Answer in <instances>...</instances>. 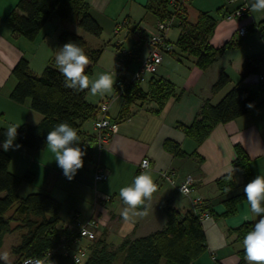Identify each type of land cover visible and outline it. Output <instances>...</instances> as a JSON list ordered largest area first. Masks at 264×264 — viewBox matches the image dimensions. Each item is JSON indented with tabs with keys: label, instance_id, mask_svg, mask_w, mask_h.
<instances>
[{
	"label": "crops",
	"instance_id": "1",
	"mask_svg": "<svg viewBox=\"0 0 264 264\" xmlns=\"http://www.w3.org/2000/svg\"><path fill=\"white\" fill-rule=\"evenodd\" d=\"M129 1L142 5L146 14H152L145 8L148 0ZM221 1L218 0L216 5L219 8L221 19L225 21H228L224 18L226 9L232 10L243 3L250 6L251 9V4L254 2V0H237L228 6L225 2L220 5ZM17 2L18 0H0V93H7L6 97L8 98L16 84V79L11 75L13 67L22 58L28 62L29 66L27 54L29 52L35 53L41 43L45 41L47 35L44 34L41 37V31L48 23L52 22V20L48 21L36 38L31 41L15 34L7 23L6 17L15 8ZM98 2L99 0H86L89 13L99 24L93 11L103 12L104 7L100 6ZM194 2L198 6V11L195 14L191 13V18L190 8ZM206 2L207 0L188 1L184 6V20L190 24H195L200 11L208 12L213 18L210 11L207 10L209 4L207 5ZM152 15L154 16L152 28L148 25L141 27L140 24L134 28L137 39L136 44L141 45V49H145V55L140 59L138 55L140 50L138 49L135 54L133 50L125 53L133 55L131 58L126 57V55L122 58L118 57V71L125 69L128 63L135 58L136 70L147 56L148 34L154 28L157 20V17L154 14ZM127 19L122 24L128 23L130 25L129 19ZM263 19L264 13L255 23L249 11L248 16L242 19L245 20V24L243 23L241 26L249 24L250 28L254 27L256 29L257 24ZM63 22L69 23L67 21ZM217 24L216 21V26ZM251 31L252 29L242 37H238L235 32L231 39L243 40L244 43L246 41L244 38ZM142 32H146L144 37ZM260 41L262 42L261 39ZM166 42L170 50L164 55L157 73L145 76L144 81L140 82L139 86L141 88V84L146 82L147 87L145 89L141 88L143 92H146L153 77L165 78L169 81L174 80L170 72V64H167V61L177 62V68L182 71L184 78L182 87L179 89L180 92H176L174 97L165 100L160 107L155 101H149L146 104L137 101L130 107V116L123 121H118L121 103L120 105H109L108 115L116 123V132L104 145V148L96 152V165L107 174L105 181L94 183V168L91 166H83L82 169L78 170L74 179L68 181L62 170L57 166L54 156L47 146L38 151L28 149L22 145L16 151L4 152L2 148L0 150L10 158L8 170L11 174L22 177L25 173H29L33 177L31 183L23 182L18 187L17 193L20 197L31 193H46L60 204V222L57 228L62 231V235L72 234L76 236L78 224L94 217L98 221L95 236L97 238L101 237L107 243L113 245L120 244L126 237L139 238L162 229L166 222L164 207L168 203L183 211L190 210L189 199L179 194L174 187L160 177V174L165 171H173L177 177L190 174L196 182L192 196L200 197L203 203L209 205L211 211L209 216L211 219L207 217L200 220L205 236L206 250L191 264H238L240 261L239 253L244 250L243 239H240L234 230L246 223L253 226L258 217L251 213L246 200L237 204L235 214L224 217L222 216L225 212L224 200L230 196L243 193L244 186L256 175H264V97L259 93L246 114L233 121L217 124L200 144L186 136L178 129V125H190L204 100L209 99L212 104H216L235 86L259 92V86H264V83L260 81V78H264V45L262 42L263 49L260 53L253 52V48L246 41L247 54L237 62L236 70L234 69L232 72L234 76H231L229 74L231 69L227 68L228 65L220 64V66L215 67L218 65L215 62L210 68L203 71L196 65V58L194 57L186 56L191 58V61H188V66L187 64L182 66V63L177 61L179 58L174 52V43H171L168 39H166ZM57 45L58 49L63 47L59 43ZM252 55H263L259 72L257 75H249L244 79H240L243 60L245 57ZM50 62L55 63V60L50 58L47 65ZM229 66L232 67L231 63H229ZM221 70L228 75L230 83L219 93L212 95L210 88ZM119 74L117 72V75ZM87 97L88 93L86 92V101L94 106L105 102L95 103L94 100ZM25 103L26 101L22 105H4L13 111L14 116L11 114L10 117L12 119L11 124L4 121L7 109L0 105V130H6L9 125L28 124L34 126L42 120V115L31 110L29 103L27 105ZM85 125L83 129L86 132L92 133L94 131L92 122L89 128H85ZM166 140L178 144L184 153L194 154L195 156L187 158L173 157L164 149ZM237 145L243 149L248 157L251 178L247 182L244 181L242 170L233 168L236 158L235 146ZM144 158H147L150 162V168L145 171L150 172L154 182L158 185V189L153 194L151 201L144 208L138 209L139 211H146L144 216L125 221L121 216V209L124 205L119 197V190L122 187L130 186L135 176L142 172L138 166ZM229 172L233 173L237 188L232 193L220 195V192L216 189L215 181ZM13 214L14 211L10 210L5 218H9ZM15 226V223H11L12 228H15ZM19 231L21 230L7 234L3 238L0 250L3 248L5 239ZM24 233L23 230L21 235ZM19 242L11 247L19 244ZM70 245L75 250L78 247L88 246L89 241L77 239ZM243 260L248 264L246 256ZM161 264H165V262L162 261Z\"/></svg>",
	"mask_w": 264,
	"mask_h": 264
},
{
	"label": "trees",
	"instance_id": "2",
	"mask_svg": "<svg viewBox=\"0 0 264 264\" xmlns=\"http://www.w3.org/2000/svg\"><path fill=\"white\" fill-rule=\"evenodd\" d=\"M169 0H148L145 8L148 12L161 19L169 13ZM58 18L77 25L85 33L98 37L102 29L88 11L86 0H18L15 8L6 17L7 23L17 35L27 40H34L43 26L50 20ZM216 27V21L208 12H200L195 24L182 20L178 26L179 34L174 46L187 56L196 58V65L203 71L210 68L218 55L226 48L236 44L231 39L221 48H214L210 39ZM256 32L264 45V19L256 26ZM57 42L62 46L68 42L77 43L85 49L84 39L69 31H61ZM91 63L86 68V74L92 73L93 65L98 61L101 50L85 53ZM263 55H252L244 58L241 65L240 79L249 75H257ZM11 75L16 84L9 94V99L17 104L29 101L30 109L42 115V120L34 126L22 124L17 129L18 136L14 143L31 150H42L46 145L47 133L61 122L74 127L80 137V147L86 152L84 166L95 168L97 150L95 131L86 132L83 127L99 116L100 105L94 106L86 101L87 90L77 92L65 87L64 77L59 72L56 63L50 62L40 75L33 74L25 59H20L13 67ZM230 83L228 75L221 70L210 88L212 95L219 93ZM140 82H132L119 95L121 108L118 121L130 116V107L137 101H155L161 104L175 96L174 84L165 78L153 77L146 92L139 86ZM259 92L247 88L233 87L216 104L209 99L204 100L195 119L188 126L178 125L186 136L200 144L210 134L217 124H224L246 114L249 105L256 100L259 93L264 97V86H259ZM114 123V122H113ZM116 124V123H114ZM6 130H0V144L5 139ZM164 149L175 158L194 157V154L184 153L178 144L166 140ZM236 158L234 169H241L244 181L251 178L249 161L243 149L235 146ZM10 158L0 150V248L3 238L16 230H24L19 244L11 247L16 256L13 264H22L28 257H44L56 249L61 242L62 231L57 226L60 222V204L46 193H31L20 197L17 193L21 183H31L32 175L25 173L22 177L11 174L8 170ZM231 177V178H230ZM220 195H226L236 190L233 173L229 172L215 181ZM230 189V191H227ZM246 200L244 194L230 196L224 200L225 212L228 217L236 212L237 204ZM13 210L14 214L5 218ZM209 210L203 203V209ZM166 217L162 229L139 238L126 237L118 245L107 243L103 238L95 237L86 247L87 258L81 264H191L206 250L205 236L198 217L191 211H183L169 203L164 207ZM15 223V228L11 227ZM252 229L250 223L243 224L234 231L240 239ZM238 264H246L244 250L239 253ZM50 260L53 264H77L70 256L55 253ZM0 264L5 262L0 260Z\"/></svg>",
	"mask_w": 264,
	"mask_h": 264
},
{
	"label": "rangeland",
	"instance_id": "3",
	"mask_svg": "<svg viewBox=\"0 0 264 264\" xmlns=\"http://www.w3.org/2000/svg\"><path fill=\"white\" fill-rule=\"evenodd\" d=\"M196 1V0H195ZM221 1V0H220ZM225 2V0H222L220 5H222ZM99 5L104 7L103 12H97L93 11V14L95 18L98 19L99 25L101 26L102 33L98 37L91 36L81 29L77 27L75 24L66 23L58 18H54L51 23H48L44 29L41 31V37L46 34V39L44 42L41 43V46L37 48L35 53L29 52L27 54L28 61H29V67L31 71L36 74L40 75L44 68L47 66V62L50 58H53L55 60V53L58 50L57 45V37L61 31H69L73 32L79 36H81L84 41L86 42V47L84 49L86 52H92L96 50H101L100 57L95 65H93L92 73L89 75L90 79H96L100 74L106 73V72H116V79H125L130 80L133 76V74L136 72L135 70V62L136 58L134 60H131L127 67L125 69H121V71H118L117 67V61L118 57H129L133 55L125 54L131 50H133V53L135 54L136 51L139 49L140 53H138L139 58H143L145 55V49H141V45L136 44V35L134 33V28H136L139 24L142 27L143 25H148L150 28L154 22V16L150 13L145 12L142 5H139L136 2H132L129 0H99ZM204 3V2H203ZM208 9L215 19V21L218 22L216 28L213 32V37L211 38L210 44L213 45L214 48H221L223 47L228 41L231 40V37L236 32V30L245 22V20L240 21H225L222 20L219 13V8L216 4H218V0H207ZM210 6V7H209ZM198 6L196 5V2L191 5L190 8V17L192 18L191 13H194L198 11ZM203 12V11H200ZM206 12V11H205ZM264 12H254L252 9H250V15L251 18H253L254 22L257 23L258 19L263 15ZM126 18L129 19L128 23L126 22ZM127 19V20H128ZM122 24V25H121ZM245 24V23H244ZM252 31L249 32L248 36L244 38L248 45H250L253 48V52H261L262 48V42L259 39V36L256 32V29L254 27L251 28ZM116 30V32H115ZM179 29L177 26L172 27L169 31L166 33V39H168L171 43H176V40L178 38ZM143 37L146 35V32H142ZM149 35V34H148ZM236 44L231 48H226L222 55H218L216 58V63H218L217 66H220V64L228 65V69H231L229 74L231 76L233 75V70H236L237 62L240 61L241 58L246 56L247 49H246V41L243 40H236ZM120 44V46H119ZM57 45V46H56ZM174 52L179 58V60L182 64V66H185L188 61H191V58H187L185 55L181 54L176 47H174ZM35 55V56H34ZM167 64L169 65L170 72L174 78L171 79L172 83L175 86V93L180 92V88L182 87L184 78L182 76V71L178 70L177 68V62H170L167 61ZM231 63V66H229V63ZM173 67V68H172ZM117 72L120 74L117 76ZM172 78V77H171ZM243 86V85H241ZM147 87L146 82L141 84V88L145 89ZM88 99L94 100L95 103H99L101 101H107L109 102V105H120L121 98L119 96V92L117 91L115 84L114 88L111 92L106 93L105 95H92L91 92L88 90ZM7 93H0V105H22L12 102L8 97H6ZM149 102V100L143 101L142 104H146ZM29 101L27 100L25 105H27ZM139 103H141L139 101ZM12 107V106H11ZM19 107V106H17ZM4 108L7 109V113L5 114L4 121H7V123L11 124L12 119L11 114L13 111L11 109L4 106ZM14 116V114H12ZM12 116V117H13ZM9 118V119H7ZM90 123L88 122L87 125H85V128L90 127ZM87 130V129H86ZM89 131V129H88ZM23 230L13 234V236H9L5 239L3 248L0 250V253L3 252H9V263H13L16 260V256L12 254L11 252V246L19 242L20 235ZM87 246L83 247L86 249ZM3 261V260H1ZM5 262V261H3Z\"/></svg>",
	"mask_w": 264,
	"mask_h": 264
},
{
	"label": "clouds",
	"instance_id": "4",
	"mask_svg": "<svg viewBox=\"0 0 264 264\" xmlns=\"http://www.w3.org/2000/svg\"><path fill=\"white\" fill-rule=\"evenodd\" d=\"M251 9L254 12H264V0H254ZM55 63L64 77L65 87L77 92L89 90L92 95L103 96L111 92L116 83L115 71L100 74L94 80L90 79L86 74V68L91 61L84 49L74 42H68L56 51ZM19 127L20 125H9L6 129L5 139L0 144V148L4 152L16 151L22 147L20 144L14 143L17 140ZM46 145L64 177L68 181H72L78 170L83 168L86 156V152L80 147L77 130L70 124L61 122L47 133ZM141 166L145 169L150 168L147 160H144ZM157 189L158 185L154 182L149 171H142L135 176L130 186L122 187L119 190V197L124 205L121 209L123 219L131 221L135 217L144 216L146 211L138 209L144 208L151 201ZM243 194L250 206L251 213L258 217L242 241L244 254L248 264H264V175H256L251 179L244 186ZM9 255V252L0 253V260L9 264ZM49 257H28L23 261V264H53Z\"/></svg>",
	"mask_w": 264,
	"mask_h": 264
},
{
	"label": "built area",
	"instance_id": "5",
	"mask_svg": "<svg viewBox=\"0 0 264 264\" xmlns=\"http://www.w3.org/2000/svg\"><path fill=\"white\" fill-rule=\"evenodd\" d=\"M190 0H169L168 7L169 13L163 18H157L155 26L149 32L147 38L148 53L145 59L139 64L138 69L133 74L130 80L116 79L115 87L119 92V95L125 89L127 85L132 82H143L145 76L155 75L158 71L160 64L162 63L163 57L167 51L170 50L169 45L166 42V33L174 26H179L184 20V6ZM237 0H225L226 5H232ZM250 11V6L247 4H242L241 6L235 7L232 10L226 9L224 18L228 21L230 20H242L245 19ZM249 24L241 26L236 34L238 37L244 36L250 30ZM118 76V75H117ZM260 81L264 83V78H260ZM109 102L105 101L100 104L99 116L93 123V129L95 131V144L97 151H101L104 145L108 142L111 136L116 132V124L110 119L108 115ZM149 160L144 158L139 163L140 171H145L147 169L143 168L141 165L143 161ZM150 165V162H149ZM149 169V168H148ZM163 181L168 183L170 186L174 187L179 194L185 196L190 201V210L198 217L199 220L207 218L210 216L208 210L203 209V201L200 197L192 196L194 193L195 179L190 174H185L182 177H177L173 171H165L160 174ZM107 179V174L96 165L93 172L94 183H100ZM109 199V198H106ZM98 226V221L91 217L87 221L78 224V229L75 233L76 236L72 234L62 235L61 242L56 249L48 252L42 258H48L49 254L51 256L55 253L62 254L64 256H70L73 261L77 264H81L87 258V250L82 247H78L73 250L70 243L77 239H86L92 241L95 236V229ZM25 260V259H24ZM23 260V261H24ZM22 261V264H23Z\"/></svg>",
	"mask_w": 264,
	"mask_h": 264
}]
</instances>
